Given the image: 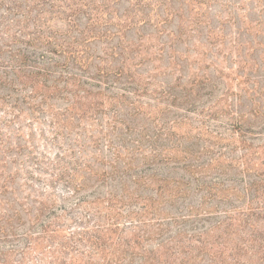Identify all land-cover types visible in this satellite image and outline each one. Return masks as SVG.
Segmentation results:
<instances>
[{
	"label": "rangeland",
	"instance_id": "rangeland-1",
	"mask_svg": "<svg viewBox=\"0 0 264 264\" xmlns=\"http://www.w3.org/2000/svg\"><path fill=\"white\" fill-rule=\"evenodd\" d=\"M0 76V264H264V0H0Z\"/></svg>",
	"mask_w": 264,
	"mask_h": 264
},
{
	"label": "trees",
	"instance_id": "trees-1",
	"mask_svg": "<svg viewBox=\"0 0 264 264\" xmlns=\"http://www.w3.org/2000/svg\"><path fill=\"white\" fill-rule=\"evenodd\" d=\"M68 7V6H67ZM81 8V7H80ZM80 8H78V6H74L73 7V5H71V6H69V9H71V13L68 15V16H66V20H67V18H70L69 20H71L70 22H74V25H75V23H76V20H75V18L77 17V15H78V13H79V11H80ZM34 38H36V37H32L31 39L32 40H29L28 41V43L27 44H32L35 40H34ZM16 41V40H15ZM48 46H50V42L49 41H47V43H46ZM60 47H63L62 45H60ZM52 52V50H47V53H51ZM52 54V53H51ZM41 58H42V62L41 63H45V62H50V61H52V58L51 57H47V60H44L43 58L45 57L44 55H41L40 56ZM46 75H44V76H48L49 75V71H48V69H46V68H42L41 69ZM0 78H4L7 82H8V84H11L13 81L12 80H10V78H7V76H0ZM7 220H9V219H7ZM10 229V230H9ZM11 229H13L12 227H10V228H8V230L7 231H11Z\"/></svg>",
	"mask_w": 264,
	"mask_h": 264
}]
</instances>
